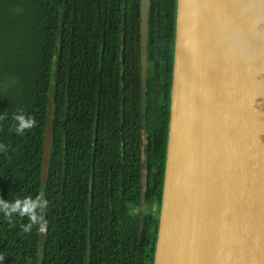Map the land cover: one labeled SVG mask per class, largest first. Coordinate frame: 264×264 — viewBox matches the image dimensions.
Instances as JSON below:
<instances>
[{
    "label": "trees",
    "instance_id": "1",
    "mask_svg": "<svg viewBox=\"0 0 264 264\" xmlns=\"http://www.w3.org/2000/svg\"><path fill=\"white\" fill-rule=\"evenodd\" d=\"M150 2L143 113L141 0H0V197L49 202L42 258L40 224L0 213V264H153L176 0ZM19 113L36 121L22 135Z\"/></svg>",
    "mask_w": 264,
    "mask_h": 264
},
{
    "label": "water",
    "instance_id": "2",
    "mask_svg": "<svg viewBox=\"0 0 264 264\" xmlns=\"http://www.w3.org/2000/svg\"><path fill=\"white\" fill-rule=\"evenodd\" d=\"M140 6L144 113L151 2L141 0ZM262 93L264 0H176L167 149L153 264H264ZM53 94L51 87L42 189L50 160ZM40 227L42 258L44 214Z\"/></svg>",
    "mask_w": 264,
    "mask_h": 264
},
{
    "label": "clouds",
    "instance_id": "3",
    "mask_svg": "<svg viewBox=\"0 0 264 264\" xmlns=\"http://www.w3.org/2000/svg\"><path fill=\"white\" fill-rule=\"evenodd\" d=\"M13 120L16 122L14 125L17 135H22L25 130L33 128L36 124L35 119L32 116H25L22 113L15 114ZM6 145L0 144V151H6ZM48 200L46 199L43 190H41L33 198L32 196H26L8 201L0 197V213H3L5 218L11 219L13 214L20 217H28L29 224L24 225V231H30L33 224L39 225L43 219V214L48 207ZM44 228L40 227V231ZM2 260V258H0Z\"/></svg>",
    "mask_w": 264,
    "mask_h": 264
},
{
    "label": "rangeland",
    "instance_id": "4",
    "mask_svg": "<svg viewBox=\"0 0 264 264\" xmlns=\"http://www.w3.org/2000/svg\"><path fill=\"white\" fill-rule=\"evenodd\" d=\"M150 210H149V212H151V213H153V214H156L157 213V207H156V205H153L151 208H149ZM139 211H140V209H139Z\"/></svg>",
    "mask_w": 264,
    "mask_h": 264
},
{
    "label": "snow or ice",
    "instance_id": "5",
    "mask_svg": "<svg viewBox=\"0 0 264 264\" xmlns=\"http://www.w3.org/2000/svg\"><path fill=\"white\" fill-rule=\"evenodd\" d=\"M259 95H264V93H262V94H259ZM257 96H258V95H257ZM257 96H256V97H257ZM256 97H254V99H256Z\"/></svg>",
    "mask_w": 264,
    "mask_h": 264
}]
</instances>
